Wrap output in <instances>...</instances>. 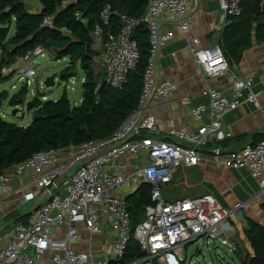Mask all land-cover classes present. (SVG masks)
<instances>
[{
    "label": "built area",
    "instance_id": "1",
    "mask_svg": "<svg viewBox=\"0 0 264 264\" xmlns=\"http://www.w3.org/2000/svg\"><path fill=\"white\" fill-rule=\"evenodd\" d=\"M218 1L224 26L231 16L242 11L241 0ZM189 5L190 0H148L146 12L140 18L113 13L109 4L101 10V22L92 34L95 46H99L95 59L101 67L102 82L114 89H123L139 64L141 53L134 39L136 28L143 24L148 30L149 57L138 108L106 138L59 150H41L13 166L17 177L22 178L29 171V178L23 184H32L27 190L24 187L17 204L36 202L39 194L44 195V201L26 222L18 224L13 239L0 250V264H38L48 256L52 264H185V248L202 239L208 245L209 238L236 253V242L227 235L224 224L238 217L248 204L262 202L264 139L245 143L227 154H221L218 149L212 152L216 166L245 168L258 182L261 191L248 202L237 201L226 207L210 193L167 200L164 190L173 183L180 169V183L188 185L186 170L201 163L202 148L224 137V116L238 108L244 97L258 106V94L252 90L253 77L237 74L236 66L230 64L220 46L203 45L198 37L191 36L190 51L197 72L205 78L227 75L233 85L231 98L221 89L206 88L202 94L208 96L209 103L191 108L192 117L200 123L197 131L170 125L162 139L151 137L157 122L145 110L147 105H157L178 89L175 81L162 78L158 72L161 49L174 36L172 31L161 30L160 20L177 22L183 34L189 35ZM113 14L119 17V30L103 37V26L109 24ZM76 18L86 23L80 12H76ZM43 25L53 28L52 17H46ZM61 30L71 33L67 28ZM48 54L37 46L20 57L23 83H31L36 76L32 60ZM182 103L188 104V100L183 99ZM207 111L209 121L204 122ZM135 134L139 136L133 139ZM231 136V133L226 135ZM130 160H135L132 170L128 169ZM76 163L79 164L56 187L60 175ZM13 180L12 175L0 174L1 185L9 186ZM143 184L151 187L150 203L145 208L144 220L132 229L127 197ZM126 188L133 192L125 195L122 192ZM106 233L108 239L95 246L93 238ZM86 234L90 236L85 238ZM131 236L142 255L125 263ZM79 243L89 245L78 248Z\"/></svg>",
    "mask_w": 264,
    "mask_h": 264
},
{
    "label": "trees",
    "instance_id": "2",
    "mask_svg": "<svg viewBox=\"0 0 264 264\" xmlns=\"http://www.w3.org/2000/svg\"><path fill=\"white\" fill-rule=\"evenodd\" d=\"M38 1L40 10L32 12L26 0H0L1 66H9L17 61L18 56L41 46L57 60L68 57L72 65L66 68L67 71L73 70V64L81 63L86 74L83 97L81 103L75 105L70 102L67 93L57 100H43L35 96L33 102L36 112L28 126L8 121L0 114V174L38 151L80 146L106 138L139 105L143 74L149 57L146 25L142 24L135 30L134 39L137 40L141 58L121 90L94 80L90 67L99 50H92L95 41L92 34L100 24V12L107 4L111 5L113 13L140 18L146 12L148 0H68L67 3H64L66 0ZM253 1L241 0V13L231 16L224 26L219 46L231 64H237L244 51L251 46L254 32L257 41H264V17L260 18L261 14L264 15V5L263 11L259 8L258 14H252L250 9ZM76 12H80L86 23L76 18ZM46 17H52L53 28L43 25ZM12 25L15 30L10 35ZM119 26V17L113 14L109 24L103 26V37L108 32L117 33ZM62 28H67L71 33L63 32ZM25 94V88L17 92L11 97L10 105H21ZM5 97L7 92H0V99ZM138 136L135 134L133 139ZM150 191L151 187L143 184L127 197L132 229L144 220L145 208L150 203ZM28 217L21 220L25 222ZM246 222L244 233L253 252L244 255L237 250L236 255L241 264H264V225L250 217L246 218ZM141 255L139 246L131 236L124 262Z\"/></svg>",
    "mask_w": 264,
    "mask_h": 264
},
{
    "label": "crops",
    "instance_id": "3",
    "mask_svg": "<svg viewBox=\"0 0 264 264\" xmlns=\"http://www.w3.org/2000/svg\"><path fill=\"white\" fill-rule=\"evenodd\" d=\"M32 12L40 10L38 0H34ZM190 32L183 34L180 26L175 21L162 18L160 27L162 31H172L173 38L161 49L158 72L164 79H171L178 84V89L170 97L163 98L157 105H147L145 110L156 118L157 129L152 138L162 139L170 125L181 127L189 132L197 131L200 123L191 115V108L197 104H208L209 98L202 94L208 87L221 89L224 94L231 98L233 85L228 81V76L217 78H205L197 72L196 60L190 51L191 36L198 37L203 45L219 46L222 43L224 24L221 18L218 0H190ZM231 64V63H230ZM236 73L241 76L253 77L252 90L258 94V106L245 100H241L238 108L228 112L224 116L222 134L223 138L215 139L208 146L201 149L202 161L198 166L186 170L188 185L180 183L182 178L181 169L175 173L173 187L178 188L176 194H169V187L164 190L167 200H175L182 197H195L205 193L212 194L219 203L229 207L237 201L248 202L255 194L260 192L258 182L245 169H234L216 166L212 162V152L229 151L234 147L245 143H257L264 139V41H257L255 32L252 34L251 46L246 49L236 64ZM234 64H231L232 66ZM183 99L188 104H183ZM208 111L204 114L203 121L208 122ZM231 133V137H226ZM239 146V147H240ZM135 160H130L128 169L132 170ZM12 175L14 180L9 186L0 184V250L4 248L14 237L15 229L23 217L38 204L44 201V195L39 194L36 202L21 210L17 204V197L24 192V187L30 188L31 183L24 186L30 172L17 177L13 167L5 171ZM29 180L27 181V183ZM166 191V193H165ZM131 188H126L122 193H132ZM264 193L260 204H248L238 217L230 218L225 224L227 235L236 242L241 254L252 253L251 244L244 233L247 227L246 218L250 217L264 225ZM16 222L10 223L13 219ZM145 218V217H144ZM26 222V221H25ZM109 233L95 236L93 243L100 245L102 240L108 239ZM90 235L86 234L85 238ZM98 241V243H97ZM107 243V241H106ZM89 245V243H86ZM85 244H77L78 248L86 247ZM38 264H52L45 257Z\"/></svg>",
    "mask_w": 264,
    "mask_h": 264
},
{
    "label": "rangeland",
    "instance_id": "4",
    "mask_svg": "<svg viewBox=\"0 0 264 264\" xmlns=\"http://www.w3.org/2000/svg\"><path fill=\"white\" fill-rule=\"evenodd\" d=\"M30 10L33 6L36 7L34 0H26ZM264 0L260 3V8L263 11ZM263 13V12H261ZM264 15L261 14L260 18ZM14 25H12L10 35L14 33ZM99 46L92 45V50L98 51ZM1 54V50H0ZM97 56V55H96ZM95 56V58H96ZM94 58L91 63V71L93 72L94 80L100 83L103 78L100 65ZM21 58L18 56L17 61L12 62L9 66L2 67L0 62V92H7V97L0 99V114L8 121L15 122L20 126H28L33 120L36 112L34 107L30 112L26 111V103L34 101L35 96H39L43 100H57L64 93H67L68 99L72 104L79 105L83 97V83L86 79V74L82 69L81 63L73 64V70L67 71L66 68L72 64L68 57L55 59L51 55L45 57H37L32 60L33 67L36 68V76L31 80V83L20 80L21 75ZM55 75V83L52 87L45 86V80ZM26 89V94L21 105H10V100L17 92ZM19 109L16 115L12 111ZM23 114V117H21ZM169 194H176L178 188L173 187V183L169 184ZM166 193V191H165ZM31 203L18 205L21 210L27 208ZM204 244L202 249L199 246ZM185 264H241L236 253L230 252L227 247L222 246L217 240L209 238V244L206 245L204 239L199 242H192L186 248Z\"/></svg>",
    "mask_w": 264,
    "mask_h": 264
},
{
    "label": "water",
    "instance_id": "5",
    "mask_svg": "<svg viewBox=\"0 0 264 264\" xmlns=\"http://www.w3.org/2000/svg\"><path fill=\"white\" fill-rule=\"evenodd\" d=\"M262 0H254L251 4V13L252 14H258L259 12V8H260V3H261ZM55 83V75L53 76H50L48 77L46 80H45V86L47 87H52ZM35 107V103L33 101H29L26 103V111L27 112H30L33 108ZM19 109L15 108L13 111H12V114L13 115H16L18 113ZM23 117V114L22 116ZM241 144H238V146L234 147L233 149L229 150V151H220L221 154H227V153H230L232 152L233 150L237 149ZM79 163H76L74 164L72 167L69 168V170H67L66 172L62 173L60 175V177L56 180L55 182V186L56 187H59L61 185V182L63 181V179L68 175V173L70 171H72ZM41 203L38 204L35 208H33L29 213H33L35 210H37L39 207H40ZM30 214V215H31ZM19 218H16V219H13L10 223H14L18 220ZM199 249H202V246H199Z\"/></svg>",
    "mask_w": 264,
    "mask_h": 264
}]
</instances>
